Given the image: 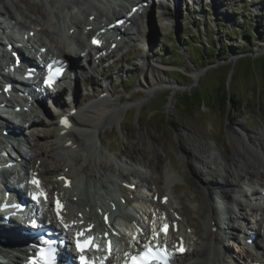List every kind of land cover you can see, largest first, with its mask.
<instances>
[{
    "label": "rangeland",
    "instance_id": "obj_1",
    "mask_svg": "<svg viewBox=\"0 0 264 264\" xmlns=\"http://www.w3.org/2000/svg\"><path fill=\"white\" fill-rule=\"evenodd\" d=\"M54 1L65 3L69 13L72 12L71 16H74L78 22L85 18L91 9L105 10L102 7L103 3L97 0ZM0 2L7 3L14 15H24L27 23L36 24L39 18L41 22V15H45L40 0H0ZM215 5L218 8L214 13L211 4L189 5L186 0H180L177 5H173V0H164L161 5L154 4L144 14V19H141L142 25L138 35H133L132 49L130 47L124 54L126 49L124 46L116 53L117 56H121L117 66L110 67L104 76L99 75L97 71L94 72L91 76L93 79L87 81L86 85H81L82 81H79L76 97L78 102L93 101L92 107H96L106 104L104 99L111 98L112 103H116L117 106L109 109L105 116L98 143L94 144V147H98L95 154L92 155L93 149L88 151L90 138L82 143V149L65 152L56 148L55 151L61 153L55 154L52 150L53 156L46 158L47 163L52 165L60 156L70 158V162L76 164H82L85 162L84 158L87 159L90 155L92 159L99 161L101 153L111 158L108 163H101V166L78 167V175L81 178L79 186L82 180L84 182L83 196L78 204L83 206L87 202L89 188L93 187L97 192V187L93 185L98 187H101L100 183L107 185L111 183L113 175L121 177V173H124L125 176L124 169L120 167L126 162H131L130 165L147 167L145 163H150L149 161L154 159V147L159 146L164 151L160 163L157 164L159 177L151 178V171L147 174L137 173L140 176L138 185L148 186L154 181L155 183L151 185L157 187L160 194L165 193L162 187L165 184L162 183L164 171L168 169L171 178L167 192L174 201L178 202L185 222L195 225L201 232L204 228L201 208L202 188L197 178L203 180L209 176L215 180L220 178L212 171L207 175L202 174L203 169L201 166H198L199 168L196 166L197 161L212 162L213 153L221 148L223 155L232 162L234 153L230 134L234 132L245 131L255 141L258 138L257 132L262 130L261 140L264 146V44L259 47L264 43L262 39L264 38V0L254 4L227 0ZM168 6L172 8L169 10ZM171 11L173 15L177 13L166 24L165 15L171 14ZM154 58L163 63L161 68L164 69L169 83L154 85L152 88L150 86L153 80L147 71V66L157 61ZM192 58L198 64L205 66L195 65L191 61ZM232 68L234 72L227 84L228 74ZM193 69L200 71L197 78H193L191 73ZM105 81L111 88L112 97L117 100L108 96L103 99H92L96 95L92 93L99 90L100 84ZM222 85L223 92L228 97L226 106L220 104V95L217 94L218 87L222 88ZM174 88L176 92L172 97ZM195 90L198 93L190 100L193 102L189 105L190 112L177 108V97ZM170 96L171 100L168 104ZM199 98L202 101L197 103ZM68 101L67 96L63 97L65 107H68L66 104ZM43 111L46 112V109ZM50 116L54 118L52 110L47 108V113L43 117L45 126L35 130L41 137L45 136V131L53 134L49 135L51 138L56 135L48 123ZM32 138L36 139V136L33 135ZM184 152L189 157V164L182 159ZM103 155L102 158L105 157ZM109 162H113V165ZM147 169L149 172L148 167ZM76 190L78 189L72 188L73 192ZM141 191H145V188ZM74 218H77L75 214ZM229 223V225L237 224L232 221ZM200 235H197L199 244L202 241ZM260 237L263 239L262 235ZM231 240L232 238L224 239L223 243L232 251V247L228 246L230 243L234 244ZM242 249L245 248L242 246ZM262 252L264 253V245L259 254L254 257L250 254L248 257L250 259L260 257ZM211 257L216 259L214 254Z\"/></svg>",
    "mask_w": 264,
    "mask_h": 264
},
{
    "label": "bare ground",
    "instance_id": "obj_2",
    "mask_svg": "<svg viewBox=\"0 0 264 264\" xmlns=\"http://www.w3.org/2000/svg\"><path fill=\"white\" fill-rule=\"evenodd\" d=\"M40 1L43 4L42 11L45 12V15L40 14L41 15V22H40V18H39V22L36 24L40 26V29H41L40 31H42L43 33H46V35L51 37L49 39V41L41 40L42 45L47 46L49 49V52L56 53L59 55H64L66 49H68V50L71 49L73 52H76L75 49L72 48V45H74L73 44L74 41L77 43V45H79L81 47L86 44L85 41L82 39V37L81 38L75 37L76 33H80L79 24H78L79 22L77 21V19H75L74 16H72L70 23H68V21L66 20V17H67L66 15H68L70 13H66V12L64 13L65 9L67 8L65 3L61 2V1L57 2L54 0H40ZM98 1L103 3L105 10H103V8H100V9L95 8L96 11H94V12L92 11L88 14H94L95 17H97V18L103 17L102 14L103 15L104 14L109 15V16H110V14H111V16H114L115 13L119 14V10L117 8L115 9L113 7V5L110 4V0H98ZM132 1L133 2L136 1L135 3H137V2H140L141 0H123L121 9L124 10L126 4L127 5L130 4ZM179 1L180 0H178L177 4L179 3ZM1 4H2V6H1L2 13L1 14H3V12H5V13H8L12 17L13 13L9 9V6L7 5V3L2 2ZM109 8H111V11ZM67 9H69V8H67ZM174 11H177V10H174ZM172 14H173V12H172ZM17 19H18L19 23L24 24V25L26 24V22L21 19V16H19V17L17 16ZM84 20L87 21L86 24H92V22L88 21L87 17H85ZM111 21H113V20H110L108 23H110ZM67 23L69 24V26H67ZM70 27H75L76 28L75 30H77L78 32L70 33V31H69ZM29 29L33 30V28H31V27H29ZM93 32H94V30H91L89 33L92 34ZM36 33H38V32H36ZM263 44L264 43L260 44L259 47L260 46L262 47ZM68 60H70V59H68ZM70 61L74 62V59H72ZM162 65H163V63H161V61L158 62V60H157L154 64L149 63L147 66L148 67L147 71L151 74L152 80H153L152 86H150L152 88L154 85H162V84L169 83V81L167 80V78L165 76L164 69L161 68ZM110 67H111V65H110ZM191 73L193 75V78H197L200 74V71H199V69H193ZM102 88H105V87H102ZM61 90H63V88ZM102 92H104V91L98 92L96 95L93 96L92 99H100L98 97L101 96ZM175 92H176V89L174 88L172 91V93H173L172 97L175 94ZM107 93H109V92H107ZM107 93L105 94L104 98H107V96L109 98L113 96L112 94L108 95ZM58 94H59V91L56 92V95H57L55 97L56 105H58V104L61 105L63 103V101L61 100V97ZM110 99H108V98L104 99V100H106L105 102H107V103L102 104V105L100 104L101 106H96L97 108L92 107V106H94L91 104L93 101L90 103L86 102V104L83 107L76 104V106H74V108H76L78 111L74 114L75 117H73L74 125L70 128H67L64 131H63L62 127H59L58 120L56 121V120L51 119L50 120L51 126L54 127L56 135H54L53 138H51V136L53 135L52 133L44 132V133H46L44 137H41L40 135H38L39 133L36 134L37 142L34 145H32V143H31V145L33 147L38 148V153H37V156L35 159L36 161L31 162L30 160H28L27 166H32L33 170H38L43 181L46 179L47 176H57L60 174H65L67 176H70L72 179V186L71 187L73 189H78L80 179H81L78 175V170H77V169H79L78 167L82 166L84 168L86 165L101 166V163L104 162L106 164V163H108V161H110L109 159H111V158L109 156L103 155L101 153V155H103L105 157L102 158V156L100 155L99 161H97L96 159H92V157L90 155V157L87 158L88 160L86 158H84L85 162H83V163L80 162L82 164H79V163L76 164V163L70 162V158H66L65 156H60L59 159H58V157H57V159L55 158L56 163L54 165L47 163L46 158L51 156V155L53 156L54 152H55V154L57 152H58V154H60L61 153L60 151H55L56 148L63 149V150H65V152L67 150L72 151V149H74L75 147H77L76 148L77 150L82 149L81 148L82 143L84 144V142L89 140L90 138H91L90 139L91 141H90V143H88V144H90L89 145L90 149L88 151L93 149V152L91 151L92 155L95 154L98 147L97 146L94 147V144L96 142H98L99 136L101 135V129L103 128V121L105 119V116L108 114L109 109L117 106V104L112 103V101ZM113 99L117 100V98L116 99L113 98ZM36 113H39V112L35 111V113H33L32 117H31V118H35L33 120V128L41 129L43 126H45V124H44L43 120H39L36 117H34L37 115ZM84 117L89 118V119H85ZM81 118H83V119H81ZM11 127H13V126H11ZM261 132H262V130H259L257 132L258 138L255 141H253L251 139L252 136L247 135V133H245V131L244 132L241 131L238 133L234 132V133L230 134V137H231L232 143H233L232 146H233V153H234L232 162L229 160V158H227L225 155H223L222 149L219 148L217 151L220 153V155L222 157V161L219 165L212 162L211 165H213V166L210 167V171H212L217 176H219L220 180H218V179L215 180V178H212V177L206 178V180L197 178V181L200 182V185L202 188L201 189L202 190V193H201V199H202L201 204H202V206H201V208H202V215L204 217L203 218L204 219V222H203L204 228L201 232H199L196 229L195 225L193 227H194L195 234H201L200 238L202 241L198 247H193L188 253L177 258V260L180 262V264H222V263L225 264L224 260L222 261L223 256L221 255V253H224L225 256H226V253H228L230 255V257H232L231 253H229V251L225 248V246L223 244V239H224L223 236L219 237V235H217L216 231L219 230V228H220L219 231H226L227 234L231 235V231L235 230L236 227H238V224L229 225L230 223H227L226 225H224L225 223L222 219H220L219 213L220 212L231 213V211H230L231 207H229L227 204H225V202L227 203L228 201H230L232 197L238 198L240 195V192L250 193L248 191L249 188L252 189L253 194H251V198L246 199L245 204L249 208H251V209L254 208L256 210L258 209V207L262 206V203L264 202V192L262 190H260V195H257L258 192L256 191V189H254L255 184H253V185L248 184V186H247L245 183L246 180H248V181L258 180V182L260 183V185L263 187V190H264V146L262 145ZM49 135H51V136H49ZM38 144H39V146H38ZM43 145L45 147H43ZM52 150L54 152H51ZM65 152H63V153H65ZM163 153H164V151L161 147L155 146L154 151H153L154 159L149 161L150 163L144 162L146 164V166L149 168V172L151 171V173H150L151 178H153V176L156 178L159 177V174H158L159 170L157 168V164L160 163V160H161ZM244 154H246V155H244ZM39 159H40L39 164H37V160H39ZM80 159H82V158H80ZM182 159L184 161H187L189 164V157L186 154V152L183 153ZM86 162H87V164H84ZM230 162L232 165L230 164ZM200 163H201V161H199V162L197 161L196 166L197 167L200 166ZM109 164L113 165V162H109ZM129 166H132V165H129ZM128 169L134 173H138V175L141 172L135 168L130 169L128 167ZM207 171H209V170H207V169L203 170L202 174L207 175V173H206ZM97 172H99V171L97 170ZM164 174H165L164 183L165 184L170 183V178H171L170 171H168V169H167L164 171ZM123 175L124 174H121L122 181L128 182L129 184L133 183V181L123 178L124 177ZM245 175H246V177H244ZM133 177H135V176H133ZM151 180L153 181L154 179H151ZM152 183H155V182L153 181L149 185H151ZM121 191L123 192V194L126 195L127 201H129L128 196H129V193H131L132 191H130L128 189V187H123V188L121 187ZM154 192L155 191L150 186L149 193L148 192L147 193L148 194L152 193V196H153ZM142 193H143V195L146 194L145 191H142ZM213 194H216V196H217V198L214 200H213ZM159 196L161 197V196H163V194H161ZM251 199H256L257 202L254 203V202H252ZM138 200H139L140 205L146 204V206H153V207L158 206V204H156L155 202L153 203L152 201H148L147 199L142 200L138 197ZM258 200H261V201L258 202ZM167 206L169 208H172L170 203H168ZM241 208L242 207L238 206L239 210H236L237 211V217L235 219H241L243 217V215H242L243 213H242ZM72 209H75V208L68 205V210L66 211L65 216L70 220H75V221L79 220L80 218H78V217L74 218V214L72 213ZM262 213H263V218H264V206L262 208ZM75 215L77 216V214H75ZM160 219H161V216L155 217L153 222H152V225L156 224V222H159ZM87 220H89V219H87ZM230 220H234L232 215L230 217ZM181 222H182V220H181ZM181 222H180V224H181ZM263 222H264V219H263ZM206 227H207V229H206ZM259 234L263 236V239L260 240L261 243L258 242V247H257L258 253L256 252L255 255H257V254H259V252H261L260 250L262 249V246L264 245V232L260 233V231H259ZM242 246H243V248H245V245H242ZM246 247H249V246L246 245ZM213 254H214V256L216 255V259L211 257V256H213ZM261 254L262 255H260V257L256 256L257 258L255 257L254 259H251V261L252 262H260V264H264V253L262 252ZM249 255L250 254H248L247 256H249ZM236 262L239 264L241 263L240 260H237Z\"/></svg>",
    "mask_w": 264,
    "mask_h": 264
},
{
    "label": "snow or ice",
    "instance_id": "obj_3",
    "mask_svg": "<svg viewBox=\"0 0 264 264\" xmlns=\"http://www.w3.org/2000/svg\"><path fill=\"white\" fill-rule=\"evenodd\" d=\"M95 42L96 41H94V43ZM58 72H59V70H57V73ZM49 79H52V77H50ZM36 183H38V182H36ZM58 207H59V204H58ZM61 223L64 224V226L66 228L68 227V225L62 219H61ZM164 230L165 231L167 230V225H165ZM77 236L78 237L82 236V233H77ZM92 243H94V241L91 238H89V239H86V240L83 241V246H87V245H90ZM83 246H82L81 241L78 239L77 240V248L81 252H83V250H84ZM181 251H183V249H181ZM80 259H81V264H90V262L85 260L83 255L80 257ZM132 260H133V264H152V262L154 260H159L160 264H168V261H167L165 253H161V252L155 251L153 249H149L148 251H145L141 255L134 256L132 258ZM45 264H52V258L50 257L48 260H46Z\"/></svg>",
    "mask_w": 264,
    "mask_h": 264
},
{
    "label": "trees",
    "instance_id": "obj_4",
    "mask_svg": "<svg viewBox=\"0 0 264 264\" xmlns=\"http://www.w3.org/2000/svg\"><path fill=\"white\" fill-rule=\"evenodd\" d=\"M251 30H253L252 28H250ZM262 37V36H261ZM262 39L264 40V38L262 37ZM223 48V45L221 46V49ZM202 51V50H201ZM175 59V58H174ZM192 62H194L195 65H199V66H202L204 67L205 65H200L198 64L197 61H195L194 58L191 59ZM178 82H181L179 80H177ZM197 90L195 91H191V92H185V93H182L181 94V97H177V100H176V104H177V108H182L184 109V111H187V112H190V108L189 105H191L193 102H191L190 100L195 96L197 95ZM217 94L220 95V104L221 105H227L228 104V97L225 96L224 92H223V85H222V88L221 87H218L217 89ZM197 103H200L202 101L201 98L197 99ZM219 102V101H218ZM192 111V109H191Z\"/></svg>",
    "mask_w": 264,
    "mask_h": 264
},
{
    "label": "water",
    "instance_id": "obj_5",
    "mask_svg": "<svg viewBox=\"0 0 264 264\" xmlns=\"http://www.w3.org/2000/svg\"><path fill=\"white\" fill-rule=\"evenodd\" d=\"M203 70V69H202ZM233 72H234V69L232 68L231 70H230V72H229V74H228V78H227V84H228V81L232 78V74H233ZM171 96H172V94H171ZM171 96H170V98L168 99V104L170 103V100H171Z\"/></svg>",
    "mask_w": 264,
    "mask_h": 264
}]
</instances>
